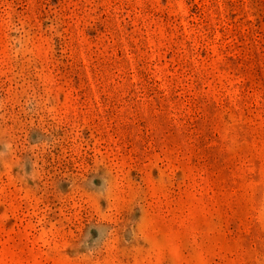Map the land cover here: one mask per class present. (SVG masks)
<instances>
[{
  "label": "rangeland",
  "instance_id": "rangeland-1",
  "mask_svg": "<svg viewBox=\"0 0 264 264\" xmlns=\"http://www.w3.org/2000/svg\"><path fill=\"white\" fill-rule=\"evenodd\" d=\"M18 68L108 188L47 201L0 162V264H264V0H0ZM86 220L113 225L102 245Z\"/></svg>",
  "mask_w": 264,
  "mask_h": 264
},
{
  "label": "trees",
  "instance_id": "trees-1",
  "mask_svg": "<svg viewBox=\"0 0 264 264\" xmlns=\"http://www.w3.org/2000/svg\"><path fill=\"white\" fill-rule=\"evenodd\" d=\"M56 47L59 75L63 73L72 79L79 93L91 90L84 65H74L60 42ZM44 90L34 71L23 72L18 68L0 76V162L12 160L17 178L31 189L39 190L47 201L66 198L73 184L105 193L108 182L94 170L93 152L79 158L71 151L68 127L58 123L46 110ZM125 218L120 228L129 234L134 219ZM96 223L97 220H86L84 234L95 239L96 245H102L113 225L103 222L99 230Z\"/></svg>",
  "mask_w": 264,
  "mask_h": 264
}]
</instances>
